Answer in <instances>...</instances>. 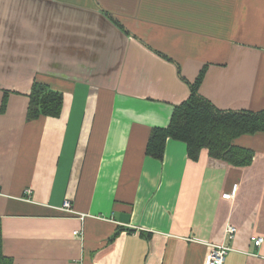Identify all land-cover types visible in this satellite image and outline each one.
<instances>
[{
    "label": "crops",
    "instance_id": "crops-1",
    "mask_svg": "<svg viewBox=\"0 0 264 264\" xmlns=\"http://www.w3.org/2000/svg\"><path fill=\"white\" fill-rule=\"evenodd\" d=\"M204 67L216 109L264 111V0H0L3 256L204 264L226 244L225 264H264V133L234 141L243 166L175 140L146 152ZM34 81L61 93L58 117L27 120Z\"/></svg>",
    "mask_w": 264,
    "mask_h": 264
},
{
    "label": "trees",
    "instance_id": "trees-1",
    "mask_svg": "<svg viewBox=\"0 0 264 264\" xmlns=\"http://www.w3.org/2000/svg\"><path fill=\"white\" fill-rule=\"evenodd\" d=\"M206 67L200 70L197 79L190 84V95L186 101L173 108L168 126L165 129H153L147 144V154L161 160L167 140L180 141L186 146L190 160H197L202 149L216 160L225 161L233 166L248 164L253 153L238 146L241 136H253L264 133V111L259 113L223 112L198 94V88L204 78ZM27 107V120L42 116L58 117L62 108V95L47 85L34 81ZM2 103V109L5 104ZM0 264H15L2 254L0 226Z\"/></svg>",
    "mask_w": 264,
    "mask_h": 264
},
{
    "label": "built area",
    "instance_id": "built-area-1",
    "mask_svg": "<svg viewBox=\"0 0 264 264\" xmlns=\"http://www.w3.org/2000/svg\"><path fill=\"white\" fill-rule=\"evenodd\" d=\"M237 186L234 185L230 192L223 194L222 197L226 200H230L235 196ZM26 194H30V191H26ZM26 195V196H27ZM29 198H27L28 200ZM30 200V199H29ZM63 211L72 214V208L68 201H65L61 208ZM83 219V217H81ZM79 232L74 231L73 235H77ZM236 234V228L232 225H227L225 229V238L228 242L234 240ZM264 239L262 237H253L252 242L255 247H260L263 244ZM232 251L231 247L226 244L214 245L209 247V251L205 257L204 264H225L226 257Z\"/></svg>",
    "mask_w": 264,
    "mask_h": 264
},
{
    "label": "rangeland",
    "instance_id": "rangeland-1",
    "mask_svg": "<svg viewBox=\"0 0 264 264\" xmlns=\"http://www.w3.org/2000/svg\"><path fill=\"white\" fill-rule=\"evenodd\" d=\"M105 14L108 15V16L110 15V14H108V13H106V12H105Z\"/></svg>",
    "mask_w": 264,
    "mask_h": 264
}]
</instances>
